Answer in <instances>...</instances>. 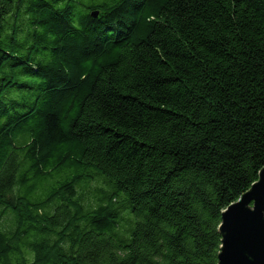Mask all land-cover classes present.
<instances>
[{
  "label": "trees",
  "instance_id": "16d2710c",
  "mask_svg": "<svg viewBox=\"0 0 264 264\" xmlns=\"http://www.w3.org/2000/svg\"><path fill=\"white\" fill-rule=\"evenodd\" d=\"M263 167L264 0H0V264H218Z\"/></svg>",
  "mask_w": 264,
  "mask_h": 264
},
{
  "label": "water",
  "instance_id": "95a60500",
  "mask_svg": "<svg viewBox=\"0 0 264 264\" xmlns=\"http://www.w3.org/2000/svg\"><path fill=\"white\" fill-rule=\"evenodd\" d=\"M219 232L218 264H264V167L258 180L222 211Z\"/></svg>",
  "mask_w": 264,
  "mask_h": 264
}]
</instances>
